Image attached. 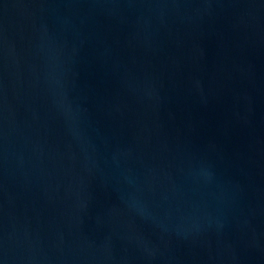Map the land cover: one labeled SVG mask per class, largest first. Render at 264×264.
Masks as SVG:
<instances>
[{
	"label": "water",
	"instance_id": "95a60500",
	"mask_svg": "<svg viewBox=\"0 0 264 264\" xmlns=\"http://www.w3.org/2000/svg\"><path fill=\"white\" fill-rule=\"evenodd\" d=\"M0 264H264V0H0Z\"/></svg>",
	"mask_w": 264,
	"mask_h": 264
}]
</instances>
